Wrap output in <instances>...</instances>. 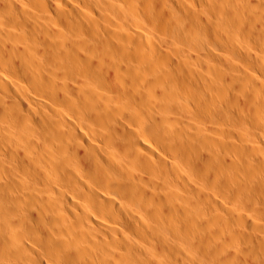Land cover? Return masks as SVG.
<instances>
[{
  "label": "bare ground",
  "instance_id": "bare-ground-1",
  "mask_svg": "<svg viewBox=\"0 0 264 264\" xmlns=\"http://www.w3.org/2000/svg\"><path fill=\"white\" fill-rule=\"evenodd\" d=\"M0 264H264V0H0Z\"/></svg>",
  "mask_w": 264,
  "mask_h": 264
},
{
  "label": "rangeland",
  "instance_id": "rangeland-1",
  "mask_svg": "<svg viewBox=\"0 0 264 264\" xmlns=\"http://www.w3.org/2000/svg\"><path fill=\"white\" fill-rule=\"evenodd\" d=\"M226 124V123H225Z\"/></svg>",
  "mask_w": 264,
  "mask_h": 264
}]
</instances>
